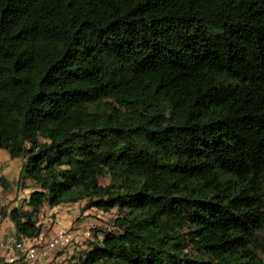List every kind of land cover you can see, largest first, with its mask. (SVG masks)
I'll return each mask as SVG.
<instances>
[{"label": "trees", "instance_id": "1", "mask_svg": "<svg viewBox=\"0 0 264 264\" xmlns=\"http://www.w3.org/2000/svg\"><path fill=\"white\" fill-rule=\"evenodd\" d=\"M0 147L19 238L89 198L119 212L79 264H264V0H0Z\"/></svg>", "mask_w": 264, "mask_h": 264}, {"label": "rangeland", "instance_id": "2", "mask_svg": "<svg viewBox=\"0 0 264 264\" xmlns=\"http://www.w3.org/2000/svg\"><path fill=\"white\" fill-rule=\"evenodd\" d=\"M111 100L110 99H101L99 101H96L94 103H91L88 105V108L92 111H97V112H101V111H109V102ZM4 149V148H2ZM5 150V149H4ZM7 151V150H5ZM10 160H6L3 162V166H4V171L8 172L10 171L11 173L17 175L19 177L21 170H22V165L24 162V159L21 157H11L9 158ZM99 182L101 184H114V187H117V181L114 180L112 178V176L109 173H105L104 175H102L101 177H99ZM14 186L11 190L10 193V197L11 198H7V201H5L4 198H2L0 200V215L2 213H6L8 214L9 210L14 207L17 206L20 213L21 214H26L27 211H29L31 208L27 205L25 198H27V196L29 195L30 191L33 189L32 185L33 182L29 179V178H23L21 179L19 182H15L14 181ZM19 195V198H14L15 196ZM90 199L89 198H85L82 199L80 201L74 202V203H70L66 206L69 207H65V210L67 211H71V210H78L77 213L78 216H76L73 220V222L76 221H81V220H85L86 224H84L82 227H86L85 230H90V236L86 237L84 235V232L82 233L85 237L87 241H93L95 242L96 239L98 237H101L103 233H105L106 230L112 229L113 224H112V220L114 218V216H116L118 214V208L117 206H114L112 208H110L107 211L98 209L95 206H90ZM93 226L95 228H93ZM68 229L74 230L77 233V238L75 239L76 241H74L73 245L70 248L64 249V250H59V251H54L53 254L55 255H59V254H65L67 252H69L71 249H76V245L78 244V236L81 234L78 226L75 227H70ZM67 230V229H65ZM84 230V231H85ZM182 236L185 237V243H186V250L189 251V253L191 254V256H196L195 251L192 249L191 244L188 240L189 235H188V230L187 229H183L181 231ZM45 235V234H43ZM46 237H49L50 235H45ZM93 237V240H89L90 237ZM261 241H262V231L258 232L255 234L254 236V240H253V246L255 248V250L257 251V253L261 256H263L262 254V249H261ZM67 256V254H65ZM82 254H79V256ZM65 256V257H66ZM67 259L64 258L62 260V263H64ZM69 263L70 259H68ZM76 264V263H75Z\"/></svg>", "mask_w": 264, "mask_h": 264}, {"label": "crops", "instance_id": "3", "mask_svg": "<svg viewBox=\"0 0 264 264\" xmlns=\"http://www.w3.org/2000/svg\"><path fill=\"white\" fill-rule=\"evenodd\" d=\"M9 158L10 155L8 151H5L0 147V176H4L8 180L5 187L0 185V200L4 198L5 201H7V198H11L10 193L15 184L14 181L17 182L18 180L17 175L10 171L6 172L3 170V162L10 160ZM17 197L19 198V195H16L14 198ZM68 204L70 203H62L55 206L44 205L33 218L41 225V233L45 235H52L60 230L78 226L81 232L77 241L79 245H76V249H71L69 252L65 253L67 256L65 254H51L46 258H43L39 264H79V254H82L87 248L86 237L82 234L86 229V227L82 226L86 224V222L85 220L73 222L74 218L78 216L79 213H77L78 210L76 209L71 211L65 210V207H69L66 206ZM18 238L14 224L9 216L6 215L5 217H1L0 215V264H26L24 258L18 251L7 247L13 243V239ZM12 253L17 255V259L9 261L8 257ZM64 258L67 260L62 263ZM68 259H70L71 263H69Z\"/></svg>", "mask_w": 264, "mask_h": 264}, {"label": "built area", "instance_id": "4", "mask_svg": "<svg viewBox=\"0 0 264 264\" xmlns=\"http://www.w3.org/2000/svg\"><path fill=\"white\" fill-rule=\"evenodd\" d=\"M113 229H116V227L113 226L109 230ZM90 234V230L87 229L84 231L86 237H89ZM76 238V231L67 229L60 230L49 237L40 233L34 237L13 239V243L7 247L18 251L24 258L26 264H39L43 258L53 254L54 251L70 248L74 241H76ZM8 259L9 261H14L17 259V255L12 253Z\"/></svg>", "mask_w": 264, "mask_h": 264}]
</instances>
